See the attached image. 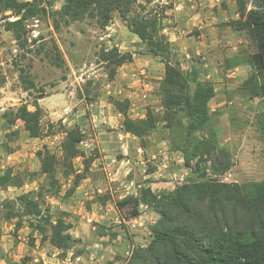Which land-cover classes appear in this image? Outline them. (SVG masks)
<instances>
[{
	"label": "rangeland",
	"instance_id": "374dc122",
	"mask_svg": "<svg viewBox=\"0 0 264 264\" xmlns=\"http://www.w3.org/2000/svg\"><path fill=\"white\" fill-rule=\"evenodd\" d=\"M61 4V0H56L50 11L58 10ZM138 11L135 5L129 18ZM39 19L42 22L40 41L29 46L31 52L24 53L23 57L12 35L4 31L0 23V78H4V84L0 86V115L22 104L33 109L31 102L37 93L21 89L19 68L28 69L36 86L44 90V97L38 100L43 112L42 137L29 138L21 122L11 129L5 128L0 119V175L9 168L15 173L27 174L21 188H0V205L38 189L44 178L31 176L39 169L35 153L46 149L59 158L63 131L67 128L80 127L85 140L79 144V149L87 157L94 156L95 160L87 177L71 194L67 191L72 179L65 178L58 167L56 177L60 192L56 197L44 199L53 214L61 213L65 222L71 225L69 233L77 242L69 250L62 254L48 244L40 246L38 240L34 247H29L26 225L15 237L14 221L2 220L1 207L0 250L6 259L16 263L23 257H31L29 264H125L128 250L149 243V227L158 216L152 210L145 214L138 208L145 216L134 222L133 227L131 219L139 213L131 217L128 209L117 210L116 203L127 196H136L141 188H150L160 195L173 191L182 183L197 180L184 167L182 155L175 150L171 134L162 123L145 138V146L141 147L137 138L123 131V117L112 105V101L130 99L133 107L128 114L132 119L143 118L148 109L161 114L160 97L154 87L163 77V66L157 58L142 57L143 45L117 14L104 29L90 19L65 24L56 18L57 28L52 15L47 13ZM115 20L116 24H113ZM109 26L113 31L107 30ZM194 34L191 30L186 36ZM194 36L197 38V33ZM55 46L63 61L60 66L54 64ZM112 48L131 53L134 68L137 71L144 69L146 76L132 78V72L127 71V76L122 78L118 68L111 76V68L100 62L97 54L101 49ZM240 54H247L245 47L241 48ZM173 59L182 64L184 71L194 67L191 63L194 60L177 58L174 53ZM83 64L103 67L106 77L79 83L78 71ZM225 66L226 62H223L218 67L214 79L205 76L204 80L211 82L215 89V97L210 102V126L220 147L230 153L232 163L219 179L238 184L264 181V129L261 124L264 104L259 98H249L241 92V83L250 73L247 65H239L238 71ZM138 80L146 81L151 87L146 101L136 96ZM12 131H17L18 136H7ZM8 155L13 156L12 162L6 161ZM73 164L76 171H82L81 158L75 159ZM150 168L155 170L148 174ZM105 195L109 199L103 205L100 197ZM0 264H5L4 260L0 259Z\"/></svg>",
	"mask_w": 264,
	"mask_h": 264
},
{
	"label": "trees",
	"instance_id": "16d2710c",
	"mask_svg": "<svg viewBox=\"0 0 264 264\" xmlns=\"http://www.w3.org/2000/svg\"><path fill=\"white\" fill-rule=\"evenodd\" d=\"M55 1L0 0V23L4 31L12 35L23 53L21 56L31 52L24 24L33 17H44L48 13L53 16L55 28L58 26L56 18L65 24L90 19L104 29L117 14L143 45L141 54L157 58L163 66V77L154 87L160 97L161 114L148 109L143 118L132 119L128 114V100L112 101L123 117V131L137 138L144 147L145 138L162 123L171 134L175 150L181 153L184 167L197 179L160 195L150 188H141L136 196H127L116 203L117 210L128 209L131 217L138 215L140 205L147 206L158 216L149 227V243L133 249L125 264H264V181L238 184L219 179L232 163L230 153L220 147L210 126V102L215 97V89L211 82L199 79L194 67L184 71L182 64L173 59L170 43L163 33L165 12L170 4H161L160 0H61L60 8L51 12ZM135 5L139 11L129 18ZM235 5L238 19L228 21L225 26L243 33L247 54L226 59L225 67L247 65L250 73L241 83V92L249 98H259L264 104V0H235ZM54 51V64L60 66L63 61L56 46ZM97 56L111 68V76L116 68L132 62L131 53H121L116 48L101 49ZM18 78L24 92L37 93L31 102L33 109L22 104L4 111L0 119L8 129L21 122L29 138H40L43 112L38 100L44 97V90L36 86L28 69L19 68ZM2 84L4 78L1 77L0 86ZM261 124L264 129V121ZM9 135L16 137L18 132L12 131ZM84 140L80 127L65 129L59 158L46 149L35 153L39 169L31 176L39 175L44 182L36 191L0 205L2 220L14 221L15 237L26 225L29 247H34L38 240L40 246L48 244L63 254L77 242L69 233L71 225L61 213L53 214L44 199L56 197L60 192L56 177L58 167L65 178L72 179L68 194L87 177L95 157H87L79 149ZM77 158L82 159L81 172L74 169L73 162ZM154 170L150 168L147 172L151 174ZM25 176L27 174L15 173L9 168L0 175V188H21ZM108 199V195L102 196L100 202L104 205ZM0 259L5 264L31 262V257H23L19 263L10 261L1 250Z\"/></svg>",
	"mask_w": 264,
	"mask_h": 264
},
{
	"label": "crops",
	"instance_id": "0c3cea01",
	"mask_svg": "<svg viewBox=\"0 0 264 264\" xmlns=\"http://www.w3.org/2000/svg\"><path fill=\"white\" fill-rule=\"evenodd\" d=\"M160 3L170 4L165 12L163 33L172 53L180 59L194 60L191 63L201 81L205 76L214 79L218 67L226 59L239 55L245 47L243 33L223 26L227 21L238 19L235 0H160ZM191 30L197 33V38L195 34L186 36ZM240 67L236 66L233 71Z\"/></svg>",
	"mask_w": 264,
	"mask_h": 264
},
{
	"label": "built area",
	"instance_id": "2783aa9c",
	"mask_svg": "<svg viewBox=\"0 0 264 264\" xmlns=\"http://www.w3.org/2000/svg\"><path fill=\"white\" fill-rule=\"evenodd\" d=\"M24 28H25V33H26V40L30 44V46L40 41V38L42 35L41 33L42 22L38 17H33L27 20L24 24ZM107 30L113 31L112 27L110 26L107 28ZM106 36L110 37V35H106ZM105 50L107 51L108 49H105ZM118 71L122 78H125L127 76L128 74L127 71L132 72V78H135L138 75L140 77L146 76V71L144 69H140L139 71H137V69L134 68L132 62L123 64L122 66L118 67ZM105 77H106V73L104 71V68L101 66L100 67L94 66L93 64H90V65L83 64L78 71L79 83H86V82H90L93 80H99L100 78H105ZM137 87H138L139 93L136 94V96L140 97L141 100L146 101L150 97V94H151L150 85L144 80L143 81L138 80ZM128 101H129V109H130V107H133V102L130 99H128ZM13 160L14 159L12 155H8L6 157L7 162H12ZM97 192L100 193L101 191L98 190ZM139 208L141 209L142 212L144 211L145 214L151 211V209L145 205H140ZM141 211L137 217L131 219V223L133 227H135L134 222H136L137 220H141L143 216H145V214L141 213ZM138 225L142 226L141 222H138ZM148 234L151 237V233L149 232ZM133 249H131L130 251L128 250L126 252L127 259L131 255V251Z\"/></svg>",
	"mask_w": 264,
	"mask_h": 264
}]
</instances>
